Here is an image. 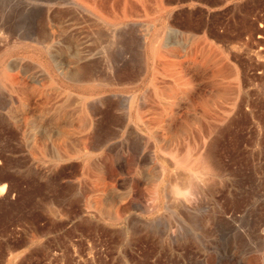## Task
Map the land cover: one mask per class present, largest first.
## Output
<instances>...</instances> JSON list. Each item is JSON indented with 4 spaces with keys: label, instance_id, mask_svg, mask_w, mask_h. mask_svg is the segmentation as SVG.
Returning <instances> with one entry per match:
<instances>
[{
    "label": "rangeland",
    "instance_id": "rangeland-1",
    "mask_svg": "<svg viewBox=\"0 0 264 264\" xmlns=\"http://www.w3.org/2000/svg\"><path fill=\"white\" fill-rule=\"evenodd\" d=\"M251 23H264V0H0V30L5 33L0 36V186L8 184L7 198H0L1 264H170V254L183 264H238L232 255L239 256L240 264H264L263 249L237 248L231 254L234 228H246V224L230 214L235 211L238 217L241 206L231 201L228 205L219 193L216 199L201 202L210 208L226 203L229 215L211 228L197 226L194 236L184 230L178 242L171 237L165 242L166 234L159 236L160 230L146 234L138 225L129 223L124 229L122 222L100 218L81 201L89 195L87 173H92L86 155L57 159L52 146L56 131L49 121L53 106L70 102L77 93L88 103L104 102L94 115L105 131L103 165L114 186L110 193L125 195L131 190L132 195L119 205L120 212L128 214L131 201L149 200L140 171L124 161L127 129L116 118L120 109L113 100L133 94L148 118L156 117V105L163 103L170 133L185 129L193 113H202L226 91L232 65L250 76L256 73L247 59L251 50L241 46L246 25ZM171 41L176 43V55L165 56L163 43ZM15 65L20 67L22 97L27 103L17 134L4 123L18 117L14 107L22 99L9 81ZM261 89L259 99L252 92L247 102L262 101ZM111 103L117 108L114 111L109 110ZM71 126V141L78 143L86 130L78 129L76 120ZM246 128L241 129L245 132L232 129L222 138L230 191L236 186L232 158L243 149ZM116 151L125 174L112 159Z\"/></svg>",
    "mask_w": 264,
    "mask_h": 264
},
{
    "label": "bare ground",
    "instance_id": "bare-ground-1",
    "mask_svg": "<svg viewBox=\"0 0 264 264\" xmlns=\"http://www.w3.org/2000/svg\"><path fill=\"white\" fill-rule=\"evenodd\" d=\"M75 4L78 5L76 2ZM256 24L251 23L246 25L244 31L245 37L243 36L244 39L242 38L243 40H241L242 49L251 50L247 59H249L250 65L252 66L250 67L256 72L254 76H250L247 72L240 69V67L232 65L233 67L226 91L223 94H218L214 101L209 102L202 113H193L191 125L186 126L185 129H178V133H170L171 122L165 117L167 113L163 103H157L156 107L159 110L155 112L156 117L148 118L145 116V112L135 102L133 94L120 96L118 100H113V103L118 105L120 109L119 117L115 115L116 113L113 115L119 118V123L125 124V128L127 129V138L123 141L125 143L124 148L126 147L124 151L127 153L124 161L130 166H136L138 171H140L143 179L146 181L145 190L149 200V203H143L142 200L141 202L131 201L128 214L120 212L119 205L125 202L131 194V190L125 195H115L114 192L110 193L114 189V186L108 181L105 170L106 166L103 165L104 158L107 156L103 149V144L105 143L103 137L105 134L103 132L105 131H103V126L94 121V115L104 102L98 99L97 102L101 104L88 103L86 97L77 93L76 97H72L73 100H70V102L65 100L64 102L56 104L55 107L53 106V115L49 118V121L56 131L55 139L52 142V146L55 149V157L57 159H68L77 153L83 152L86 155L85 161L89 163L92 170L91 174L87 173L90 179L89 191L87 192L89 195L81 200L85 207L91 208L102 219L112 222H122L124 229L129 223H132L135 227L138 225L146 234H153L160 230L161 233L159 236L166 234L163 238L165 242H167L169 237L174 242H178L179 237L184 235V230L194 236L192 230L196 229L197 226L205 229L207 227L211 228V224L214 225L221 222V219L225 218V215L228 213L226 207L230 205L228 202L231 201L233 204H239L241 206V209L237 211L239 212V216L237 217L235 211L230 213L231 216L233 215L246 224L244 225L246 226V228L244 227L245 229L240 227L237 229L234 228L236 234L230 240L231 243L228 242L231 254L237 248L241 249V251L255 250L258 248L264 250V239L261 237V227L264 221V98L262 101L257 100L259 102H253V104L247 102V94L249 95L253 92V97H259L260 89L264 88V23ZM3 34H5L4 31L0 30V36ZM185 40L183 41L185 42ZM175 46V42H164V55L175 56L177 52ZM157 55L161 56L159 49L157 50ZM14 68L15 75L9 81L15 88L13 92L18 96L20 95L22 99L14 107V112L18 117H11L8 121H4V123L7 126H11L14 133L17 134L27 103L25 102V98L22 97L25 89L21 83L20 67L15 65ZM88 77L90 78V76ZM259 86L261 87L260 89ZM242 89H245V92H242ZM253 97L251 98L253 99ZM115 104L108 105L110 106L109 110L114 111ZM68 112L70 113L67 114ZM70 117L75 119H70ZM169 119L173 120V116H170ZM74 120H76L80 127L78 129L86 130L84 138L79 139L74 136L79 140L78 143L76 142L77 139L75 140L76 144L71 141L72 136L68 129L69 127H73L71 124ZM244 123H246V126L243 127ZM245 128L247 131L245 136H242V138L244 137L243 149L240 154L237 155L236 153V156L232 158L235 165V169L233 170L236 171V174L233 175V181L236 183V186L234 190L230 191L227 177L224 173V152L221 151L222 138L226 132L232 129L242 131ZM110 150L112 151L113 149ZM112 159L117 163L119 172L125 174L126 170L124 171L122 169L123 165L119 164L120 156L117 151L113 154ZM116 175L118 174L116 173ZM7 185V183H4L0 186V198L2 199L7 198ZM218 193L222 195L225 202L228 201L227 206L222 201H220L222 204L215 203L211 208L202 204V199L213 198ZM76 203L78 202L76 201ZM68 206L70 205L68 204ZM135 211H139L141 214ZM151 211L160 212L155 215H150L149 213ZM146 213L149 215H142ZM201 213H204L203 217H201ZM124 231H122L123 234ZM138 235L140 237L141 233ZM180 247L183 248L182 246ZM167 256H169L168 260L171 262L170 264H183L178 256L173 254ZM232 256L238 264L241 263L239 256ZM69 257L71 256L69 255Z\"/></svg>",
    "mask_w": 264,
    "mask_h": 264
},
{
    "label": "crops",
    "instance_id": "crops-1",
    "mask_svg": "<svg viewBox=\"0 0 264 264\" xmlns=\"http://www.w3.org/2000/svg\"><path fill=\"white\" fill-rule=\"evenodd\" d=\"M0 264H1V261H0Z\"/></svg>",
    "mask_w": 264,
    "mask_h": 264
}]
</instances>
